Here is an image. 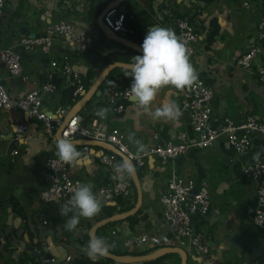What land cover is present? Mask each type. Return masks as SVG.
Segmentation results:
<instances>
[{"label":"crops","instance_id":"1","mask_svg":"<svg viewBox=\"0 0 264 264\" xmlns=\"http://www.w3.org/2000/svg\"><path fill=\"white\" fill-rule=\"evenodd\" d=\"M107 1L93 0V4L100 11ZM173 1L178 2L179 11L184 10L192 15L193 5L184 0H168L167 3L164 0H122L121 3L126 7L124 12L129 15V20L135 21L137 28L145 30L146 34L147 28L153 26L176 31V17L167 10ZM87 9L85 0L5 1L0 15V47L12 44L22 35L18 31L21 18L30 31L42 32L47 24L45 21L35 27L31 25L41 14L51 22L58 19L69 21L75 31L84 33L88 47L80 57H74L72 53L75 47L71 41L56 35L46 53L37 48L29 52L18 48L21 67L18 75L9 76L6 67L0 61V81L10 97H22L27 91L38 88L41 83L51 81L55 83V88L43 94L41 109L45 114H53L60 105L65 108L66 113L82 95L78 94L70 106L61 102L62 91L71 85L70 76L60 70L63 56L67 57L71 71L83 72L89 68L93 70L90 85L87 88L83 87L82 92L85 93L106 65L112 62L129 63L131 57L142 54L141 51H136L120 41L104 38L102 31L95 26L96 19L95 25L86 21ZM263 10L264 0H211L197 17H192L191 25L196 34V41L189 58L197 74L211 91L209 122L215 128H220L224 117H228L233 123H239L247 116L264 122V81L258 80L255 74L258 66H264V54L256 56L247 68H241L234 63L236 54L255 41L256 22ZM212 17L218 32L213 40L208 42L206 25ZM114 33L120 39L138 47L145 36ZM98 40H102V44L97 46ZM102 45L106 47L103 53L100 49ZM113 54L127 56L129 60L108 61L107 57ZM52 60L56 62L55 65L50 64ZM115 68L120 70L109 75ZM125 69L114 66L108 71L99 84L97 93H91L78 109L76 114L80 116V120L85 118L86 122L95 117L102 120L107 127L122 130L128 149L135 147L136 151L139 144L149 146L172 141L179 130L184 131L188 141L192 142L195 133L189 124V111L181 107V92L174 88L162 89L152 108L155 109L164 102L174 101L182 112L176 122L153 121L143 114L142 110L137 109L130 98L125 99L121 111H115L105 100L103 90L113 78L117 81L126 79L131 83L132 78L124 75ZM101 108L107 110L105 118L96 115V111ZM65 113L61 115L59 122L55 120L53 127L49 125L46 128L39 120L17 108L0 109V264H33L34 258L39 257L31 256L24 247L32 246L40 250L46 246V240L60 247L65 255L73 254L74 247L78 244L74 238L79 235L80 230L106 217L104 213L108 206H111L105 204L107 202L105 200L98 215L92 218L81 217L77 229L68 231L64 227V221L72 214L63 217L55 203L44 202L39 198L44 181L39 177L38 171L46 155L56 154L53 133ZM17 122L25 124L26 139L14 144L8 151L6 149L9 140L3 136L9 127ZM76 147L80 151V145L76 144ZM13 150L15 152H12ZM107 152L108 150L100 146L89 145L88 151L81 152V157L76 163L68 164L69 174L78 179L79 184L93 183V192L97 193V188L109 181L108 167L98 160L101 153ZM257 159L264 160V144L261 136L253 132L249 133L248 146L242 151H234L221 134L210 145L203 148L189 146L184 153L164 163L159 162L154 156L149 159L147 157L144 164L136 170L141 189V202L137 209L140 210V214L137 222L129 226L125 218L112 221L110 223L113 224L99 231V237L110 241L112 239L109 244L118 250L138 254L141 248L135 247L132 241L141 232L147 231L161 239L168 238L170 243L167 245L183 248L187 257L186 264H194L199 258L194 255L186 238L170 234L168 222L162 215L159 202V196L166 191V183L170 176L173 175L179 180L189 177L196 183L206 181L210 190L207 212L203 215L197 213L191 215L192 229L205 241L209 258L215 263L248 264L246 260L251 248L256 247L261 239H264V233L246 215V208L255 204V185L250 178L242 174L241 169L243 165ZM130 196V201L124 202L133 205L134 188H131ZM124 202L115 205L113 213L124 206ZM8 213H11L12 218H19L17 226L6 222ZM15 229L22 230L19 239L3 236ZM111 229L116 232L114 237L109 236ZM231 231H234L235 239H231L232 245H229L224 238ZM20 241L23 242V247L19 246ZM45 253L49 254L48 251H44L43 254ZM176 258L174 255L168 256L165 261L170 264ZM64 262L66 261L61 259L58 264ZM249 264H264V245L261 255Z\"/></svg>","mask_w":264,"mask_h":264},{"label":"built area","instance_id":"2","mask_svg":"<svg viewBox=\"0 0 264 264\" xmlns=\"http://www.w3.org/2000/svg\"><path fill=\"white\" fill-rule=\"evenodd\" d=\"M5 1L0 0V15ZM175 20L177 26L175 34L187 42L191 55L196 41L193 27L186 17H177ZM102 22L113 32L133 33V30L124 24V13L115 7L109 8L103 14ZM56 35L70 40L75 49L79 51L84 50L87 46L84 33L75 31L69 21L58 19L49 22L43 28V35H20L12 44L0 47V61L6 67L8 75H18L21 70L18 48L25 52L37 48L46 53ZM260 54H264V10L259 14L256 22L255 41L236 54L234 63L241 68H247L250 62ZM50 64L55 65L56 62L52 60ZM60 70L62 73L70 75L73 85L71 96L74 99L83 90L80 75L76 71H71L66 56L61 59ZM255 74L258 80L264 81V66H258ZM197 76L198 79L193 87L190 90L182 91L180 97L181 107L188 109L189 124L195 133V139L192 142L188 141L184 131L179 130L176 132L174 140L146 146V152L140 153L137 150V153L133 154L125 143L122 130L116 127H107L102 120L95 117H91L83 125H80V116L77 114L72 115L66 122L61 129L60 136H69L71 139L84 138L106 141L131 159L135 166L144 164L145 159L150 155L164 163L184 153L189 146L203 148L210 145L221 134L224 135L227 144L234 151H242L248 146L249 133L252 132L259 134L264 144V122L253 116H247L239 123H233L228 117H224L220 128H215L210 124L209 98L211 91L202 77L198 74ZM54 88V82L46 81L41 83L38 88L27 91L22 97L12 98L7 94L0 81V109L17 108L28 116L39 120L42 126L48 128L50 117L41 109V99L44 93L51 92ZM128 88L129 86L114 87L110 84L104 87L105 100L108 103H113L115 111H121L123 108L121 101L129 98ZM56 111L59 117H55L54 120L58 121L66 110L59 105L56 107ZM24 129L25 124L23 122L15 123L14 138L26 139ZM87 151L88 146H81L80 152L86 153ZM98 160L106 165L109 170V181L97 188V193L102 200L108 201L117 196L122 198L128 196L131 191L129 177H126L122 182L113 178L114 167L120 160L111 152L101 153ZM67 166L68 164L63 163L56 154H49L44 157L42 166L38 171L39 177L44 181L39 191V198L42 201L53 202L60 208L70 199L74 189L79 185V181L69 174ZM241 172L250 178L255 185V204L246 208V215L264 233V160L257 159L243 165ZM159 202L162 207V215L168 222L170 234L186 238L194 255L202 259L203 264H210L212 260L208 256L207 245L201 235L192 229L191 223L193 213L203 215L209 207L210 190L206 181L196 183L192 178L179 180L172 175L166 183V191L159 196ZM115 234L113 229L109 231V236L114 237ZM167 239H161L152 233L143 231L132 243L135 247L141 248L140 251H143L151 247L167 245L170 243ZM69 257L70 255H65L64 261H68ZM52 259L53 257L50 256V258H41L40 261L44 263ZM102 264H115V262L107 260Z\"/></svg>","mask_w":264,"mask_h":264},{"label":"clouds","instance_id":"3","mask_svg":"<svg viewBox=\"0 0 264 264\" xmlns=\"http://www.w3.org/2000/svg\"><path fill=\"white\" fill-rule=\"evenodd\" d=\"M142 54L131 57L124 71L131 77L128 96L137 109L149 116L153 121L165 120L176 122L182 112L174 101L164 102L161 106L152 108L159 92L171 87L178 92L190 90L198 76L190 62V52L187 42L178 37L170 28L153 26L147 28L141 44ZM106 109H98L96 115L105 118ZM57 157L66 164H74L81 157L76 144L69 136H61L55 142ZM140 153L146 152V146L138 145ZM259 153L256 154L258 158ZM135 172V166L129 158H122L114 167L113 178L124 181ZM91 182L79 184L74 189L70 199L60 207V215L68 217L64 227L75 231L80 218H92L101 211V197L93 192ZM110 245L99 236L90 235L82 251L90 260H97L109 254Z\"/></svg>","mask_w":264,"mask_h":264},{"label":"water","instance_id":"4","mask_svg":"<svg viewBox=\"0 0 264 264\" xmlns=\"http://www.w3.org/2000/svg\"><path fill=\"white\" fill-rule=\"evenodd\" d=\"M179 1V0H177ZM122 0H111V1H107V3L100 9L99 13L96 16V26L102 31L104 38H109V39H113V40H117L122 42L123 44L135 49L136 51H141L142 49L128 41L122 40L119 37H117L115 35L114 32H112L108 27H106L104 25V23L102 22V16L103 14L111 7H115L118 9V11L120 12H124L125 11V5L121 3ZM164 2H168V0H164ZM162 7H164L162 5ZM65 20V19H64ZM43 21H45V23H49L51 22L49 18H45L44 15H39V17L37 19H35L34 22L31 23L32 26H37L39 24H41ZM18 31L20 32V34L22 35H27V36H38V35H43V31L42 32H34V31H30L27 28L26 23L23 21V19H20V25L18 27ZM102 40H98L96 42V45L98 46L101 43ZM105 45L101 46L100 49L102 50V53L105 50ZM91 60V59H90ZM3 64V63H2ZM128 63H121V62H112L109 63L108 65H106L97 75V77L94 79L93 83L91 84V86L89 87L87 92H81L80 94L82 95L81 98L72 105V107L65 113V115L62 117L61 122L58 123L57 127L54 130V139L57 140L58 138H60V132L61 129L64 127V125L66 124V122L70 119V117L72 115H75L78 111V109L83 106V104L85 103L86 99L88 98V96L91 93H97L98 91V86L99 84L103 81V79L105 78L106 74L108 73V71L113 68L114 66H120L123 68L127 67ZM110 105L113 106V103H110ZM48 114V116L50 117L49 120V125L51 127L54 126L55 124V117H59V115L56 113H46ZM85 122V118H81V120L79 121L80 125H83ZM14 129H15V124L11 125L9 127L8 132L6 133L5 136H3V138L8 139L9 143L7 146L6 150H10L12 148V146L16 143L22 142V139H15L14 138ZM73 142L77 145L83 146H89V145H97L100 146L106 150H108V152H111L115 155V157H117L120 161L122 160V158H127L125 156L124 153L118 151L113 145H111L110 143L106 142V141H101V140H93V139H84V138H75L72 139ZM129 151L133 154H136L137 151L135 149V147H130ZM151 157V155L148 157V159ZM132 162V160H131ZM133 163V162H132ZM134 164V163H133ZM135 166V165H134ZM139 168V166H135V172L132 174V176L130 177L131 180V184L135 190V201L133 203V205L123 211H117L115 213H112L104 218L98 219L96 220L93 224L90 225V227L87 230V235H88V239L90 235H94L95 236V232L96 230L103 226L106 223L112 222V221H116V220H122L124 218H126L127 216L133 214L134 212L137 211V209L139 208L140 202H141V189H140V183H139V178L137 175L136 170ZM130 194L128 196H126L125 198H123V201L125 202H129L130 201ZM104 200H101V204L103 203ZM105 204H114V201H107L105 202ZM6 222L7 223H12L14 226H17V222H19V218L17 217H13L11 213H8L7 218H6ZM234 235V231H231L229 233V235L227 237H225V241H227L229 243V245H232V241L231 239H235V235ZM237 245V243H235ZM263 245H264V239H261V241L259 242V244L256 247H252L249 253V256L247 257L246 263H251L253 261H255L262 253V249H263ZM19 246L23 247V242L20 241L19 242ZM25 250H27L29 252V254L31 256H36V257H42L44 251H48L49 254L53 257V259L51 261H47L44 262L43 264H58L60 262L61 259H64L65 256V252L60 248V247H56L53 245V243H51V241H47L46 240V246L43 247L40 250L34 249L32 246H26L24 247ZM169 253H177L179 256V261L177 264H186V252L183 248L180 247H175V246H170V245H163L160 247H157L155 249H153L152 251L148 252V253H138V254H129V253H123V254H115L112 252H109L108 255L101 257V258H107L109 260H112L116 263H126V264H133V263H142L145 260L148 259H153L165 254H169Z\"/></svg>","mask_w":264,"mask_h":264},{"label":"trees","instance_id":"5","mask_svg":"<svg viewBox=\"0 0 264 264\" xmlns=\"http://www.w3.org/2000/svg\"><path fill=\"white\" fill-rule=\"evenodd\" d=\"M184 1H186L189 4L193 5L192 15H190V13H188V12H186L184 10L183 11H179L177 9L178 2H176V1H173V3L167 7V10L172 16H174L176 18L177 17H186L188 22L191 24L192 17L193 16L197 17L201 13V11L204 8V6L207 3H209L211 0H184ZM85 2H86V5L88 6V9H87V12H86V21L88 23H90V24H94L95 25V19H96V16H97V13H98L99 9H98L97 6H95L93 4V0H85ZM62 11H64V10H62ZM123 13H124V24H125V26L133 30L132 34H134V35H136L138 37H142L145 34V30L138 29L137 26H136L135 21L129 20V15L127 13H125V12H123ZM217 32H218V27H217V25H216V23L214 21V18L212 17V18H210L208 20L207 25H206L207 41L211 42ZM87 49H88V47H86L85 50H83V51H79L77 49H74L72 55L74 57H80L81 54L84 51H86ZM113 59H120V60H125V61L129 60V58L127 56H117L115 54L109 55L107 57L108 61L109 60H113ZM118 70H120V68L113 69L109 73V75H112L115 71H118ZM78 74L80 75V79H81L83 87L87 88V86L90 85V83H91V81L93 79V70L91 68H89V69H86L83 72H78ZM109 84L113 85L114 87H126V86H130L131 85V83H129L126 79L122 80V81H117L114 78L111 80V82ZM72 88H73V85L71 84L68 88H66V89H64L62 91L61 102L66 104V105H69V106L74 102V99H72V96H71ZM125 101L126 100L123 99L121 102L124 104ZM130 185H131V188H133L131 182H130ZM113 201H114V204H112L111 206H108V208L106 209V211L104 213L105 216H108V215L112 214L113 211L115 210L114 206L121 204V202L123 201V198L117 196V197L113 198ZM131 206H132V203H125L124 202V206L119 207L117 210L118 211H123V210H126V209L130 208ZM139 214H140V210H138L137 212H135V213H133V214H131V215H129V216H127L125 218L126 222L129 224V226H132L134 223L137 222V220L139 218ZM111 224H113V223L109 222V223H106L103 226L99 227L96 230L95 236H99V231L103 230L107 225H111ZM88 228H89V226H87V227L83 228L82 230H80L79 235L74 238L77 241L78 244H77V246L74 247L73 254L70 255L68 261H66L64 263H61V264H102L103 262L109 260L107 258H99V259L93 261V260H90L87 257V255L82 251L83 246L88 241V235H87ZM21 234H22V230L21 229L19 231L15 229V230L9 231V233H7V234H5L3 236L5 238H18L19 239L21 237ZM106 241L109 244V243H111L112 239H111V241L110 240H106ZM110 246L111 247H110V251L109 252H112V253H115V254H123V253H125L124 251H121V250H118V249L114 248L112 244ZM152 250L153 249H147V250L139 251L137 253H148V252H150ZM173 255L176 256L177 258H176L175 261H173L170 264H177L178 263V257H179L177 253H175V254H170V253L169 254H165V255H162V256H159V257H156V258H153V259L145 260L142 263L143 264H165L166 263L165 258H167L168 256H173ZM41 258H50V255L48 253H45V254H43L42 257L34 258L33 264H43V263L40 262ZM202 262L203 261H200L198 259V260H196V262L194 264H203ZM118 264H126V263H118ZM210 264H227V263H215V262L212 261Z\"/></svg>","mask_w":264,"mask_h":264}]
</instances>
